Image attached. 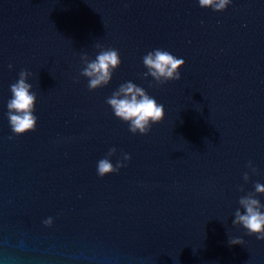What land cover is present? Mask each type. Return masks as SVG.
<instances>
[{"label":"water","instance_id":"95a60500","mask_svg":"<svg viewBox=\"0 0 264 264\" xmlns=\"http://www.w3.org/2000/svg\"><path fill=\"white\" fill-rule=\"evenodd\" d=\"M97 44L122 62L90 91L81 56L95 59ZM158 48L185 61L180 80L145 77L142 58ZM21 70L38 121L15 136L7 102ZM128 81L164 106L147 135L106 103ZM113 147L114 165L131 160L101 178ZM257 182L264 0L222 12L198 0H0V264H264V241L233 225Z\"/></svg>","mask_w":264,"mask_h":264},{"label":"clouds","instance_id":"9594fccd","mask_svg":"<svg viewBox=\"0 0 264 264\" xmlns=\"http://www.w3.org/2000/svg\"><path fill=\"white\" fill-rule=\"evenodd\" d=\"M201 8H211L215 12H222L232 3V0H198ZM99 49L95 59H89L87 55L81 56V61L85 65L80 75L88 79V89L90 91L107 86L112 80L113 73L121 65L120 52L114 48H105L97 44ZM147 72L145 77L151 76L157 85H164L169 81L181 79L180 69L185 61L177 58L171 52L164 49H154L142 58ZM9 69L12 65L9 64ZM32 74L27 70L19 72L18 80L10 85L11 98L7 102V118L12 133L21 136L28 132L35 131L38 117L35 113L37 94L32 91V85L28 82ZM106 103L111 107L116 118L129 125L132 134L147 135L152 125L163 121L165 116L164 106L148 94V92L135 83L128 81L106 99ZM11 139V137H9ZM117 152L115 147L110 148L106 156L97 162V174L103 178L106 175L118 173L126 166L131 156L123 154L122 160H118L115 165L111 162ZM247 167L253 174L257 172L256 167L249 161ZM250 179L248 172L243 175V180L247 183ZM254 192H248L239 198L240 207L235 210L233 225L242 226L248 235H254L258 240L264 241V204L257 198L264 194V184L259 182L254 185ZM240 191H244L243 187ZM243 211H242V210ZM46 227H51L53 219L51 217L43 221ZM244 241L235 238L229 244L243 245Z\"/></svg>","mask_w":264,"mask_h":264}]
</instances>
